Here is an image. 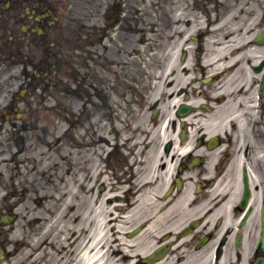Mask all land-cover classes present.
<instances>
[{
	"label": "flooded vegetation",
	"instance_id": "af4514ba",
	"mask_svg": "<svg viewBox=\"0 0 264 264\" xmlns=\"http://www.w3.org/2000/svg\"><path fill=\"white\" fill-rule=\"evenodd\" d=\"M111 1L80 0L72 14L73 0H0V62L6 37L29 43L49 19V36L57 48V53L49 51V63L68 64L72 50L88 75L90 64H118L114 54L133 48L135 27L130 7L120 19L117 14L102 18ZM61 3V34L56 39L59 18L54 16ZM258 55L257 62L263 64H255L254 84L246 76L249 64H221L212 71L208 64L160 68L162 88L150 106L157 107L159 132L129 130L125 146L130 159L117 162L110 182L108 202L123 214L116 224L132 230L143 223L142 240L134 246L133 238L128 239L130 255L140 256L137 262L149 254L144 252L151 240L154 246L169 243L161 264L264 262V56ZM127 95L132 97V89ZM151 95L138 94V99ZM183 102L189 109L181 117L177 108ZM243 169L248 196L241 205ZM139 199L144 209L137 211L146 216L129 225L130 210ZM5 235L0 226V264L13 255L6 250L10 242Z\"/></svg>",
	"mask_w": 264,
	"mask_h": 264
},
{
	"label": "rangeland",
	"instance_id": "374dc122",
	"mask_svg": "<svg viewBox=\"0 0 264 264\" xmlns=\"http://www.w3.org/2000/svg\"><path fill=\"white\" fill-rule=\"evenodd\" d=\"M131 1H132L131 4L133 6L135 4V8L133 9L134 19L140 20L142 19V16L145 19H148L147 11L145 10L146 7L143 2L144 0H131ZM61 5L62 3L58 5L59 12H61ZM171 6L173 7V0H171ZM149 11L151 12L150 9ZM177 18L178 17H173L170 19H177ZM153 20H154V17H153ZM136 24L138 23L135 22L134 25ZM152 35L154 37L153 42L149 43L148 41L147 43V39L145 40L144 46L146 47L147 51L145 52L144 58L145 57L147 58L150 55L149 50H151L152 52L151 54H153L152 55L153 57L156 55H159L160 53L159 48H158L160 42H159L157 31H155V33ZM138 38H139V34H135L134 35V46L136 44L135 41ZM7 45H9L11 49H13L14 47V44L12 43H8ZM153 48H154V51H152ZM34 52H38V50H34ZM250 54L252 55V52ZM4 55L6 59L3 64L6 67V72L1 76V71H0L1 79L8 80V78L13 74V70L16 71L15 74H18L21 71V69L26 68L23 65L26 62H23L22 58L17 56L15 53H13V51H10L7 53V55L6 54ZM152 61L156 62V60L153 58H152ZM13 67H16V68H13ZM35 80L36 81L39 80V75H36ZM68 80H69V77L64 79V81L66 82ZM69 81H72V80H69ZM11 84H12L11 92H15L20 87L21 82L20 83H18L17 81L16 83L11 82ZM71 85L68 82V87H70ZM4 89H6V87H4ZM56 89L58 90L56 91ZM3 92H6V90H4ZM48 94H50L49 98H47L48 105H45L46 107H48L47 110H42V107L40 104V101H41L40 96L37 97L38 98L37 101L32 100L29 96L25 97L23 100L24 107L30 109V111L34 115V120L31 119V116H29V120L31 119L30 123L34 122L33 125L31 126L36 128V131L33 132L31 129L29 130L16 129V127L17 128L20 127L21 123H19V121L15 119V117L17 118V116L14 115L13 113L10 114L8 120L0 122V195L4 193L8 188L10 187L12 188L13 186L19 185L23 189L19 195L9 194V197H6V198H3L2 196L0 197V208H4V207L8 208V206L13 205V210L17 211V214L19 215V218L16 224L12 225L15 231H22L23 229L24 222H23V218L21 219V216L23 215V213L25 214L26 218L28 217L29 220L31 218V215L35 213L39 217L44 218V215H45L43 213L44 210L49 211V209L51 208L49 206V199H50L49 198V182L50 180H53V178L55 177L54 171H56V169H53L54 164H57V165L60 164L59 157L60 156L63 157L64 155L63 152H60V147H57L58 145L61 146V144L57 145L56 139L58 136L60 137V139H63V136L66 134L65 132L68 130V126H67L68 123L66 121L68 115H71L70 117L71 119L74 118L78 120L79 119L78 113H80L81 110L83 109V101H87L86 97L84 96L78 98L76 95H72V99L76 101L77 104L72 105L70 103L69 109H72V110L69 111V113H64V112H67L68 110L66 106L67 105L66 97H68V95H67V92L63 90V86H60L59 88L56 87L55 90L49 89ZM58 98H60L59 99L60 102H58L57 104L58 106L60 105L62 106L60 107V109H58L57 107H52V106H55ZM97 103L98 101L96 100V103L94 104L96 105ZM10 104H11L10 100H5V99L0 100V109L9 108ZM22 107H23V104L21 108H19V110L22 109ZM32 109H35V111H33ZM64 109L66 111H64ZM11 110L12 109H10V111ZM103 111H109L111 113L112 111H114V107L113 106L108 107L107 109L104 108ZM24 116L26 115L23 114L22 117ZM110 119L112 120V118ZM110 119L105 121V124L103 123L101 126V129L106 134H107L106 132L107 129L111 125V122L109 121ZM16 130H19L18 132L21 133V136L23 138H28L30 141L21 142V140L19 139V136L15 135L14 133ZM79 131L77 132V134L79 133ZM110 139H112V136H110ZM109 147H110V144H107V146L105 145L104 149L102 148V150L95 151L96 154L86 153L85 160H83L81 165L77 168L79 172L81 171L82 168H89L91 166V163L95 164V166L100 165L99 169L101 168V170H103L102 166H105L106 163L104 162L102 158L106 156V153L108 152ZM39 153L45 154L48 161L49 162L51 161L52 164L50 165V169H45L46 170L45 173H40L38 175L33 176L32 178L27 177L26 180H23L22 179L23 175L28 176L26 174L28 169L32 168L33 170H35L40 165V163L37 162ZM49 153H51L52 155L51 158H49ZM89 155H92V158H89L91 160V163L89 160H87ZM21 157L24 160L22 163L20 162ZM98 157H100L101 162H99V160L97 159ZM23 163L26 168L24 171H22ZM86 172L87 170L85 171V174H86V177H88L89 174L93 172V168H91L90 172H87V173ZM106 174H109V177H110L111 171L110 170H108V172L106 171ZM43 175L45 177L43 178V181H41V176ZM82 176L83 174L81 175V177ZM86 186H87L86 193H88L90 186L88 183H86ZM38 195H43V196L38 197ZM89 195L91 196V193L86 194V200L90 199ZM104 213H105V209L103 208L101 210V214L103 215ZM59 214L60 213L52 214V217L54 218L55 216ZM37 224L38 223H36V225L33 226V229H30V233H27L26 235V232H25V238L23 240L26 241V247L20 252L21 254H20L19 260L24 259L25 256L28 253H30L28 251L29 245L33 246L34 243H40V241L45 240L47 236L46 234H43L40 236L36 233L35 229H36ZM62 225H63V220L60 219L54 224V227L55 229H60ZM62 228H61V231H62ZM13 235L14 237L16 236L15 234ZM109 238H110V233L105 239L101 240L102 242L101 245L103 247L102 248L103 264H125L124 262L119 261L115 257H110L109 252H111V250L114 251L117 248V245L116 244L111 245L109 243L110 241ZM47 244H49V242ZM58 251H60V249H57L55 253H58ZM46 253H47L46 257L43 261H46L47 264H53V262L57 258V255L54 254L51 260L52 255L50 256V251ZM31 263L36 264V261H33Z\"/></svg>",
	"mask_w": 264,
	"mask_h": 264
},
{
	"label": "bare ground",
	"instance_id": "6f19581e",
	"mask_svg": "<svg viewBox=\"0 0 264 264\" xmlns=\"http://www.w3.org/2000/svg\"><path fill=\"white\" fill-rule=\"evenodd\" d=\"M55 186L58 188L66 187L67 183L63 180V178H59L55 183ZM69 197H72L68 199ZM54 198L57 200L56 196ZM64 198L67 201L65 209L66 210V217H65V244L67 247L75 248L76 249V257L73 259H69L70 255L67 256V263L66 264H103L101 260V255L97 256L98 251V244L101 240L105 239L109 234V226L110 221L107 220L105 225H101L100 223L104 224V217L96 216L95 213H89L85 219H92L94 222L93 226H88L87 222L83 219L79 220L77 224L73 225L72 220L74 218L75 211H79L80 207L74 205L72 202L73 195L70 193H65ZM84 218V217H83ZM48 233V229L45 230ZM51 231V226L49 227V233ZM78 234L77 238L78 241L73 246V237L75 234ZM63 247V246H62ZM78 248V249H77ZM64 249V247H63ZM74 249V250H75ZM88 252V254H87ZM79 258V259H78ZM61 258H57V262L62 261ZM78 259V260H77ZM77 260V261H76Z\"/></svg>",
	"mask_w": 264,
	"mask_h": 264
}]
</instances>
